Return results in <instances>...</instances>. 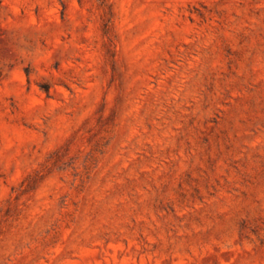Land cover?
<instances>
[{
	"label": "rangeland",
	"instance_id": "1",
	"mask_svg": "<svg viewBox=\"0 0 264 264\" xmlns=\"http://www.w3.org/2000/svg\"><path fill=\"white\" fill-rule=\"evenodd\" d=\"M0 264H264V0H0Z\"/></svg>",
	"mask_w": 264,
	"mask_h": 264
}]
</instances>
